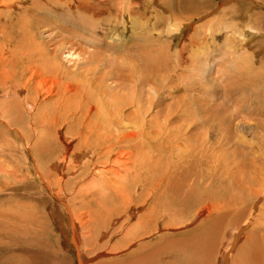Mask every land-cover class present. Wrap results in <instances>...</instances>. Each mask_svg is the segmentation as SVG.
Here are the masks:
<instances>
[{
  "label": "bare ground",
  "instance_id": "bare-ground-1",
  "mask_svg": "<svg viewBox=\"0 0 264 264\" xmlns=\"http://www.w3.org/2000/svg\"><path fill=\"white\" fill-rule=\"evenodd\" d=\"M103 1L105 0H31L27 4L28 0H0V153L9 150L12 161L20 158L23 163L18 160V167L16 166L14 171L0 166V245L8 248V264L39 263L37 257H45L42 253L44 245L41 244V240L44 241L43 236L48 230L49 223L52 228L53 216L58 215L57 209H54L55 202H52L53 197L63 205L58 206L59 214L67 215L72 224L71 242L76 250L80 246L86 248L87 244L94 240L92 238L95 236L96 239L99 233L102 241L103 238L108 240L110 251L117 252L130 246L135 239L143 240L153 231L162 229L161 219L157 222L156 219H151L160 210L157 208L160 199H165L169 209L165 208L167 213L174 216L169 219L171 224L170 222L164 224L166 227V225H176L178 223L176 221L181 220L177 215L180 208L189 205L194 197L196 201L207 203L210 216L204 223L198 224L196 229L186 232L192 236L190 251L192 252L196 247L193 251L195 254L191 253V256H188L187 253L186 256L194 259L202 249L206 253L198 259L200 264H208V262L209 264H264V201L255 207L259 200L264 199V143L252 145L254 148L250 152L235 150L232 140L223 134L213 144L204 145L203 143L207 141L203 140L202 147L199 145L195 147L190 140H188L190 143L185 141L193 146L189 149V145H182L190 151L187 157H183L184 152L182 155L177 153V156L172 158V151L157 154L160 152H157V146L160 145H157L155 140L162 131L158 129V124L160 125L157 122L158 118L155 119L160 112L154 111L157 109L154 105L158 101L156 95L159 94L160 81L156 71L158 69L156 65L159 66L158 54L153 48H147V52L145 49L140 50V54H137L139 58L135 53L131 54L128 49L119 50L118 54L125 57L123 58L125 65L121 66L117 60V71L108 72L109 76L115 77L112 84L117 81L115 86L113 85L114 89L112 85L107 84L108 78L104 82L105 77H100L99 72L96 75L93 65H97L100 59H103L101 50L104 45L100 38L101 43L97 44L96 48L92 45L94 48L92 49L86 34L97 35L99 23L102 22L98 20L99 16L104 15L108 8ZM132 1L138 0H113L111 4L107 3L110 4L109 9L117 11L120 16L125 6L128 15L126 16L129 17L133 10ZM244 1L247 3V5L243 3L245 7L242 11L245 14V11L251 9V2L259 3L264 0ZM43 5L50 9H57L56 6L59 5L61 9H65L61 16L66 18L61 20L51 15L47 17V22L58 23L60 28L45 45L34 43L32 39L34 35L31 33L34 26L45 30V26L49 25L44 19L42 21L35 18L39 15L35 12L42 9ZM195 7L192 6L190 9L195 10ZM202 7H204L203 1L197 5V10ZM33 15H36L34 17L36 20L31 19ZM249 18L244 24H249ZM262 26V24L259 27L249 25L244 29L251 36V43L260 36L257 32L262 30ZM119 32L117 31V34ZM82 37L85 41L80 39ZM64 48L74 50L73 53L80 56L82 61L86 60L79 75L67 71L59 62ZM90 63L93 68L88 67ZM7 65L8 67L11 65L12 70H8ZM113 65L115 64L109 66L110 69ZM90 73L100 77L94 87L89 84ZM94 74H91V78H94ZM151 93L153 94L150 95ZM146 94H149V98ZM167 118L168 122L170 119ZM152 123L156 124L152 125L151 129ZM149 125L150 129L147 130L146 126ZM12 129H15L24 140L21 150H29L22 152L20 157L17 151L14 152L18 148L16 140L19 138L11 137ZM169 134L171 135V132ZM10 139L14 140L9 145ZM43 141L46 147L45 157L51 158L49 160L51 170L47 167L48 170L41 169L42 171H38V177L34 178L29 176L32 168L27 153H30L33 161H37V148L38 145L43 147L41 145ZM174 143L172 142L175 146ZM7 145L10 147L8 148ZM55 148L63 153L59 154L61 157L58 160L52 157ZM165 158L168 159L164 161ZM184 164L187 167L196 165L197 169L192 173L183 170L177 172V169ZM37 182L42 184L43 190L30 192L38 185ZM214 182L218 183L216 190L222 191L218 197L217 191L213 189L216 186ZM231 192H237L238 195ZM48 193L49 196L51 195L50 198L47 197ZM66 196H68L67 201L63 199ZM147 205L146 212L132 222L131 218L136 214L129 210L133 208L138 210L141 206ZM227 216H230L234 222L222 225ZM187 221L183 219V222L179 223L185 226ZM189 223L193 222L189 221ZM77 225L83 234L78 232ZM245 225L248 227L245 239L236 254L229 257L227 250L232 248V243L237 240L242 226ZM115 233L120 234V237L111 245ZM211 234L214 245L220 241V246L215 245L213 249L209 246V242L205 245ZM224 241L232 243H226L222 247ZM32 245L35 249L39 248L37 250L39 254L33 252ZM139 245L124 258L109 257L107 262L99 264H151L154 256L151 253L150 256L153 258L150 259L151 257L142 251V245L141 247ZM60 247L61 245L58 248ZM67 255L64 253L66 258ZM34 256L36 258L33 260ZM227 257L231 261L227 262L229 259H226ZM159 259L161 260V257ZM180 259L175 264H187L183 263L181 257ZM65 260L62 261L63 264H67ZM86 262L85 257L81 258L80 264Z\"/></svg>",
  "mask_w": 264,
  "mask_h": 264
},
{
  "label": "rangeland",
  "instance_id": "rangeland-1",
  "mask_svg": "<svg viewBox=\"0 0 264 264\" xmlns=\"http://www.w3.org/2000/svg\"><path fill=\"white\" fill-rule=\"evenodd\" d=\"M30 1L31 0H28L27 4L30 3ZM110 1L111 0L103 1V3H106L105 5H107L108 8H106L107 11L104 12V15L102 14L99 16L100 18L98 20L102 22L99 23L97 29L98 33H96L97 35H91L89 33L86 34V39L91 43L90 47L92 49L96 48V45H99L101 43V39L104 45L101 50L103 59H100L97 65H93L96 69L94 70V73L96 72L95 74L98 75L97 73L99 72V75H101L100 77H105L103 78L105 80H103L104 82H106L108 78L107 84L112 85L113 87V85L115 86L117 81H114L112 84V81L115 80V77L109 76V73L110 71H117V60L118 64H120L121 66H123L125 62V59H123L125 57L118 54L119 50L121 51L128 49L131 51V54L135 53V56L137 57H139L138 55L141 52L140 50L143 49H145L146 51L147 48H153V51H156V54H158L157 56L159 58V66L156 65V68H158L156 69V71L159 74L160 78V81L158 83L159 94L157 93L156 95V101L158 100L159 102L157 101V104L155 103L154 105L157 109H153L155 112H160L156 115L157 117H155V119L158 118L157 122H159L161 125L160 126L158 124L159 131L162 130L161 133H159L160 136L155 140L157 141V145H160L157 146V152L160 151L157 154L161 152L171 153L172 151V158L177 156V153H181L179 155H182V153L184 152L186 154L183 153V157H187L189 156L190 151L184 147L185 145H189L190 149L191 147H193L191 144H189L190 142H193L192 144H194L195 147H198V145L199 147H202L203 144H213L216 142L215 140H217L223 134L227 135V137L232 140L235 150L240 149L245 152H250L251 149L253 150V146L264 143V1L259 3L251 2V9L245 11L244 14V11L242 10H244L245 6L243 5H247L244 0H157L158 2H153L152 0H138L134 2L132 1V3L135 5H131V8H133V10L132 14L129 17H127L128 15L127 11L125 10V6L123 7L124 10L122 9L123 13L121 16L117 11L115 12L110 10V4L113 0L111 1V3ZM201 1L204 2V7L197 10V5L200 4ZM107 2L110 4L108 5ZM58 6H56L57 9H50L47 6L43 5L44 10L42 8L35 12L36 15L39 14L38 16H32V20L44 19V21L49 24L48 26H45V30L41 27H33L31 33L32 35H34L32 37L34 43H42L43 45H45L47 44L46 42L51 40L55 36V33L59 31L60 25H57L58 23H54L52 21L47 22V17L50 15L56 18L58 17L61 20L66 19L61 16L63 10L65 9H61L62 7ZM192 6L193 8L196 6L195 10H193V8L190 9V7ZM18 11L21 12L19 9ZM119 16L121 18L123 17V19H121ZM244 16L246 17L243 18ZM186 17L189 18L186 19ZM248 17L251 18H249V24H244V22L247 21ZM115 21L117 23H115ZM119 24L122 25L119 26L120 28L117 26ZM260 24L263 25L261 27L262 30H259V32L256 31L260 36H257L258 38H256V41H254V43H251V36L248 32L244 31V29L248 28L249 25L259 27ZM117 31L120 32L117 34ZM28 38L29 36H27L26 39ZM80 39L82 41H85L83 37ZM92 45L94 48L92 47ZM106 46H108V48H106ZM52 47H50L51 51H53L51 49ZM73 52L74 50H68L64 48L59 62L65 69H67V71L70 70L73 73H77L79 75V71L83 69V65L85 64L86 60L82 61V58L77 54H74ZM105 55L106 57H104ZM119 59L121 60L120 62ZM112 63H114L115 65H113L112 69H110L109 66H111ZM93 66H91V63L88 64V67L93 68ZM105 67L107 68L105 69ZM12 68L13 67L10 65V67H8L7 69L12 70ZM102 72L103 74H100ZM94 73H90L88 76L90 86L91 84L92 86L97 84V82H99L98 79H100V77L95 76ZM91 74H94V78H91ZM95 77L97 79H95ZM91 79L93 81H91ZM94 81L96 83H94ZM152 94L153 93H151L150 95ZM146 95L149 98V94ZM159 107L162 108L161 111H159ZM166 117H168L167 119H170L168 122L166 121ZM149 120L150 118H148V121ZM156 123H152L151 127L150 125L146 126V129H152V125ZM10 131H13V133L11 134L12 138L14 137V139H16L17 136V139L19 138L18 140H16L18 148H16L14 151H17L16 153L19 154L18 157H20L21 153L24 151L29 152V150L26 149L24 151L21 150L24 140H22L19 133H17L15 129H12ZM170 132L173 137L169 134ZM201 138L202 140H199ZM14 139H10L9 145L12 144V141ZM168 140L170 141L169 143H171L170 145L168 143ZM188 140H190V142ZM203 140H205L204 142H207L203 143ZM185 141L189 143H186ZM43 142L41 143L43 147L38 145L37 148V161H33L32 158H30V153H27L30 159L29 165H31L30 167L32 168L30 173L31 175L29 176H32L34 178L38 177V171H42L41 169H44L43 171H45L47 168L51 170V168H49V160L51 158L45 157L44 151L46 150V147L45 142L44 145ZM172 142H175V146L172 144ZM9 145H7L8 148L10 147ZM60 152L61 150H57L55 148L52 157H55V159L57 158L58 160L61 157L60 155L63 154L62 152ZM6 157L8 160L6 159ZM166 159L168 158H165L164 161H166ZM18 160L19 162H21L20 158H15L12 161V157L11 155H9V150H5L0 153V166H4L6 167V169L8 168V170H16L15 168L18 167ZM164 161L162 160V162ZM21 164L23 163L21 162ZM187 169L190 171H187ZM196 169V165L187 167L184 164V166L177 169V172L183 170L192 173V171H196ZM37 184L38 185L31 189L30 192L36 193L43 190L42 184L40 182H37ZM214 184L216 185L218 183L214 182ZM222 187L225 188L224 185H222ZM217 188L218 186L216 185L213 189L216 190ZM229 189L230 191H232V188L229 187ZM217 193L216 196L218 197V195L220 196L222 194V191H217ZM49 194L50 193H48L47 195L48 198L51 197V195L49 196ZM231 194L238 195L237 192H231ZM161 197L162 196H159V198ZM67 198L68 196L63 197V199H65L66 201ZM195 199L196 198L193 197L192 201L189 202V205L187 204L185 207L180 208L177 215L178 219L181 220H177L176 223H178L176 225H169L170 228H168L169 226L167 225L165 227L164 224H169V222L171 224L172 222L169 219L174 218V216L170 213H167V210L169 209L168 204H166L165 202V199H160L157 203V208L160 209L157 212L158 216L155 214V216L151 219H156V222L157 220L161 219L160 224H163L162 229H158L159 231H153L150 236H147V238H143V240H138L137 238L130 246H126L125 248L117 250L116 252L113 250L110 251L111 247L110 244L107 243L108 240L106 241V239L103 238V243V241L100 239L99 233L97 234L96 239L95 236L94 238H92L94 240L91 243H88L86 248H84V246H80V248L77 247L76 250L71 242V236L73 235L72 224L68 220L67 215L59 214L60 210L58 209V206L62 207L63 205L60 201L57 200L56 197H53L52 202H55L54 209H57L56 212L58 215L53 216L54 218L52 221V228L49 223L48 230L43 236L45 242L40 239L41 244L44 245V248H42L44 249L42 253L45 255V257H37V259L40 261L39 263L27 262V264H63L62 261L65 259V262L67 261V264H80L81 258L83 259L84 257L87 259L86 264H99L102 262H107L109 257L110 259H114L117 257H126L132 250L136 248V246L139 245L138 243L140 242V245H142V247L140 245L139 246L143 249L142 251H145V253L149 255V257H151L150 259H152V256H154L151 264L153 262H157L158 264H175L176 262L181 260L180 257L183 259V263L194 264L198 262V264H200V261L198 259H200V256H203L206 252L201 249L198 254L196 252V258L190 259L188 256H191V253L192 255L195 254L193 251L196 249V247L192 250V252L190 251V248H192L190 246V240L192 239V236L189 233L188 235L186 232H189L194 228L196 229L198 224H201L202 222L204 223L205 220L209 218L210 213L206 205L207 203H205L204 201H196ZM41 200L42 198L39 199L40 203ZM263 201V198L259 200L255 207L261 205ZM146 207H148V205L141 206L138 210L137 208L129 210L131 213L132 211H134V213L136 214L131 218L132 222H134L140 214H144L146 212ZM183 219L184 221L188 220L185 226H183L182 224L180 225L179 223L180 221L183 222ZM189 221L193 223H189ZM156 222L154 221L153 224H155ZM232 222L234 221H232L231 217L227 216L225 221L222 222V225H229L232 224ZM77 227L78 232L80 234H83L80 231L79 225H77ZM247 228L248 227L246 225L242 226V231L240 230L238 238L234 243L224 241V243L222 244V247L225 246L226 243L233 244L232 248L230 247L231 249L229 248V251L227 250V252H229V257L231 255L234 256V254H236L235 252L238 251L240 245L245 239L244 236ZM213 234L209 236L210 238L205 243V245H207L209 242V246L211 247V249H213V246L215 245L220 246L219 237H217L219 242L217 241L218 243L215 245L213 243V240H211ZM119 237L120 234L115 233V236L111 241V245L112 243L116 242ZM40 240L37 241L39 244ZM89 244H91V248L90 246H88ZM59 245H61L60 248H58ZM179 247L182 248L180 249ZM32 250L33 252L39 254L37 251L39 250L38 247H36L35 249V247L33 246ZM148 252H150V254ZM7 253H9L8 248L0 245V262L2 261L1 264H8L9 254ZM64 253L68 254L67 258L64 256ZM151 253L152 256H150ZM54 254H56L55 257H58V259L54 257ZM185 254L188 256H186ZM160 257L161 260L159 259ZM187 257L189 260L187 259ZM229 257H227L226 259H228ZM35 258L36 257L34 256L33 260ZM190 260H192V262ZM229 260L231 261V259L229 258L227 262H229ZM193 261L195 262L193 263Z\"/></svg>",
  "mask_w": 264,
  "mask_h": 264
}]
</instances>
